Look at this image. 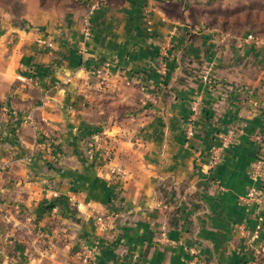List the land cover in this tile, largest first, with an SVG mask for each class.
Masks as SVG:
<instances>
[{
  "label": "crops",
  "instance_id": "1",
  "mask_svg": "<svg viewBox=\"0 0 264 264\" xmlns=\"http://www.w3.org/2000/svg\"><path fill=\"white\" fill-rule=\"evenodd\" d=\"M25 1L0 0V264H264V37L212 24L232 0H102L87 34V5Z\"/></svg>",
  "mask_w": 264,
  "mask_h": 264
},
{
  "label": "rangeland",
  "instance_id": "2",
  "mask_svg": "<svg viewBox=\"0 0 264 264\" xmlns=\"http://www.w3.org/2000/svg\"><path fill=\"white\" fill-rule=\"evenodd\" d=\"M15 1L14 7L16 9H21V3L26 4L25 0ZM38 1L48 8H68L72 7L74 3L78 6L87 5L89 7L95 0ZM209 18L214 25H223L238 32H251L264 37V0H232L227 5L210 11Z\"/></svg>",
  "mask_w": 264,
  "mask_h": 264
},
{
  "label": "built area",
  "instance_id": "3",
  "mask_svg": "<svg viewBox=\"0 0 264 264\" xmlns=\"http://www.w3.org/2000/svg\"><path fill=\"white\" fill-rule=\"evenodd\" d=\"M102 0H95L93 1L90 6L88 7V13L83 17V21H82V25H83V29L85 34H87L89 32V13L91 12V10L95 9L101 2ZM244 41L246 42H252L254 44H260L262 43L261 39L254 33L249 32L247 35H245V37L243 38ZM203 79L208 83L209 87L211 89H215L219 83L208 76H203ZM198 102H199V97L196 96L194 99H192L191 101V105L190 108L192 110L193 113L197 112L198 109ZM254 102V101H252ZM190 133V132H189ZM234 131H229L228 132V138H230L231 136H233ZM91 138L93 139V143H91L90 145V152H93V149H95V147L97 146V144H103V151L102 154L106 155V156H111L112 154V148L109 146V144L107 143L106 137H104V135H102V133L100 132H95L91 135ZM218 160V153L217 151H214L210 160V165H214L216 164ZM264 165V159H259L257 161L254 162L253 166H252V176H255L258 171L263 167ZM122 172V170L119 167H112L111 168V174L114 176H118L120 173ZM262 192L264 194V189H262ZM263 199V196L258 194L256 192L255 189L251 188L247 191V193L244 195V197L241 198L242 201H255L257 203L261 202ZM97 221L101 220V217L98 215L96 217ZM196 250L195 249H191V254L195 255L196 254ZM194 257V256H193Z\"/></svg>",
  "mask_w": 264,
  "mask_h": 264
},
{
  "label": "trees",
  "instance_id": "4",
  "mask_svg": "<svg viewBox=\"0 0 264 264\" xmlns=\"http://www.w3.org/2000/svg\"><path fill=\"white\" fill-rule=\"evenodd\" d=\"M219 26H220V27H222V28H224V29H228V28H227V26H223V25H222V26H221V25H219Z\"/></svg>",
  "mask_w": 264,
  "mask_h": 264
}]
</instances>
